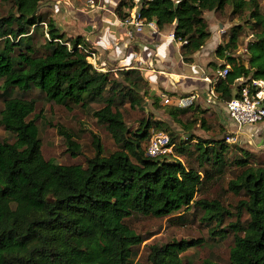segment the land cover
<instances>
[{"label": "trees", "instance_id": "16d2710c", "mask_svg": "<svg viewBox=\"0 0 264 264\" xmlns=\"http://www.w3.org/2000/svg\"><path fill=\"white\" fill-rule=\"evenodd\" d=\"M4 1L12 6L7 16L0 17L1 123L16 139L0 142V264H142L133 262L134 248L145 240L126 220L135 213L166 217L194 206L201 208L204 221L216 225L227 216L236 219L229 224L235 234L231 264H264V158L261 164H251V154L245 152L233 160L243 168L228 182L232 193L244 196L235 212L220 199L203 196L228 167L230 143L225 138H201L191 129L192 121L182 120L190 108L167 105L166 113L183 129V134H171V141L186 161L149 156V131L155 122L143 119L137 129H130L121 110L125 103L142 107L150 95L141 72L98 70L89 54L78 47L87 46L82 37L65 40L55 21L39 13L42 0ZM227 5L235 14L251 11L252 29L258 31L247 46V63L237 61L232 53L237 48L238 29L228 43L218 46L215 54L226 62L221 68L229 67L216 84L222 102L236 97L238 89L252 79L264 80V17L259 0H153L140 10L159 27L176 23L174 34L183 42V59L192 62L212 36L204 13ZM132 7L133 0H123L120 17L126 18ZM46 32L48 50L40 53L34 38ZM65 42L71 43L70 49ZM241 78L248 81L239 84ZM35 90L47 101L65 106L103 102L94 116L119 148L105 155L95 136V152L86 165L46 159L36 122L39 116L34 115L37 100L26 97ZM151 98L158 106V97ZM156 124L164 126L160 120ZM58 129L72 156H79L80 143L62 126ZM185 135L186 139L179 137L176 142V136ZM244 213L249 218L242 222ZM201 241L151 244L147 264H189L182 253ZM202 264L221 263L207 258Z\"/></svg>", "mask_w": 264, "mask_h": 264}, {"label": "rangeland", "instance_id": "374dc122", "mask_svg": "<svg viewBox=\"0 0 264 264\" xmlns=\"http://www.w3.org/2000/svg\"><path fill=\"white\" fill-rule=\"evenodd\" d=\"M50 0H42L40 10H44ZM12 3L9 1L0 0V17L7 16L11 11ZM260 13L264 17V0H259ZM40 14L42 12L39 11ZM48 17L49 11L46 12ZM45 14V13H43ZM204 16L207 20L209 29L220 34L219 44H226L230 41L233 30L238 29L237 48L233 49L232 53L239 62H248L249 54L247 46L249 42L255 39V32L258 29H252V24L255 20L251 17V11L247 10L242 13L235 14L231 5H227L223 10L206 11ZM46 31V29H45ZM211 39V38H210ZM34 44L40 50V53L46 52L48 49V38L46 33L38 34L34 38ZM218 44V45H219ZM218 48V47H217ZM226 62L224 61L223 64ZM211 66H217L215 62ZM213 66V67H214ZM119 72V71H117ZM121 78V74L119 73ZM1 93V92H0ZM142 94V92H141ZM27 98H35L37 100V109L34 115H38L37 125L40 130V138L42 141V152L46 159H53L61 164H87V158L94 155L95 148L93 144L94 137L100 138L104 148V154L109 155L117 150L119 146L106 129L105 125L100 123L94 116V111L102 108L103 102H92L88 106L75 105L70 102L69 106L56 104L55 102L47 101L43 95L35 90L26 96ZM158 106H154L151 95L145 96V101L142 107L132 108L129 103H125L121 107L125 121L130 129H137L143 119L154 121L152 128L165 129L169 134L178 132L183 134V131L178 123L174 121L167 113V105H164L162 98H159ZM4 108V96L0 97V142H14L16 135L7 130L1 123V110ZM34 116H32L33 118ZM35 118V117H34ZM166 119L167 121H164ZM162 121L164 126H158L156 121ZM182 120L191 122V129L203 139L213 138L216 140L223 139L232 134L231 127L227 129L224 125L218 122L216 125H211L208 119H204V123L199 120L198 114L188 112L182 115ZM58 126H62L67 132L80 143L82 153L75 157L68 150L65 137L59 132ZM236 130V129H235ZM233 130V131H235ZM186 139L187 136H176V142H180V138ZM148 144V143H147ZM146 146V145H145ZM194 150V143L191 144ZM243 150V151H242ZM257 150V141L248 143L241 138V134L236 143H230V149L226 153V158L229 159L228 167L223 175L208 188L203 194L210 199L218 198L223 204L235 212V207L239 200L244 197L232 193L228 189V182L236 178L242 171V167L238 166L235 159L243 156L247 152L251 154V164H261L264 158L262 153H253ZM260 157V158H259ZM169 160H184L185 156H181L176 151V146L173 147V152L168 156ZM190 159V157H189ZM201 196L198 195L197 198ZM203 212L199 207H191L184 209L182 212L174 213L166 217L145 216L135 213L128 218L126 222L134 228L137 233L141 234L144 242L134 248L135 256L134 263L147 264L149 246L154 243H168L173 240H191L201 239L197 245L189 248L182 253L183 260L189 264H202L204 259L210 258L221 264H231L230 249L233 246L234 231L229 227L230 223H234L236 219L232 216H227L220 225H216L215 221H204L202 219ZM249 218L247 213L243 214L242 222ZM224 230L226 233L221 234Z\"/></svg>", "mask_w": 264, "mask_h": 264}, {"label": "crops", "instance_id": "0c3cea01", "mask_svg": "<svg viewBox=\"0 0 264 264\" xmlns=\"http://www.w3.org/2000/svg\"><path fill=\"white\" fill-rule=\"evenodd\" d=\"M122 1L50 0L40 12L49 11L65 40L82 37L86 47L95 53L91 63L98 70H139L149 83L151 97L156 95L158 102L163 94L198 93L200 99L189 112L198 114L201 122L207 118L211 125L218 122L235 130L236 125L229 120L225 103L219 98L208 101L211 83L204 79L208 76L216 80L218 71L222 70L224 60L215 54L220 45V34L211 29V39L194 54L192 62H185L181 53L183 44L172 36L176 23L159 27L154 21L152 26L146 25L141 32L131 30L122 23L124 18L118 12ZM43 24L47 29V23ZM212 62L217 66H211ZM241 138L248 143L257 141V150L253 153L264 154V122L242 127Z\"/></svg>", "mask_w": 264, "mask_h": 264}, {"label": "built area", "instance_id": "2783aa9c", "mask_svg": "<svg viewBox=\"0 0 264 264\" xmlns=\"http://www.w3.org/2000/svg\"><path fill=\"white\" fill-rule=\"evenodd\" d=\"M92 2V0H90ZM153 0H133V7L129 11L126 18L122 19V23L129 29L141 32L146 25L152 26L154 21H147L140 12L144 3ZM132 32V31H131ZM48 38L49 34L46 32ZM175 38V34L172 35ZM55 41L61 42L60 39ZM183 44V42H181ZM65 44L71 48L70 42ZM89 54V61L95 57L87 47L82 45L78 46ZM229 67L219 70L216 80L206 76L204 79L211 83L208 90V101L211 102L218 98L216 92V84L220 78H224L228 73ZM248 79H239V84L247 82ZM216 82V83H215ZM198 93H191L188 95L170 96L167 94L162 95L164 105L174 106L179 109H187L193 107L200 99ZM228 113L229 120L236 125V130L232 131L231 135L226 137V142L236 143L241 134V128L244 126H254L264 122V80L252 79L250 82L245 83L238 89V95L230 101L224 102ZM174 143L171 141L169 132L165 129L152 128L150 138L147 144V154L151 157L167 158L173 152ZM169 160V159H168Z\"/></svg>", "mask_w": 264, "mask_h": 264}]
</instances>
